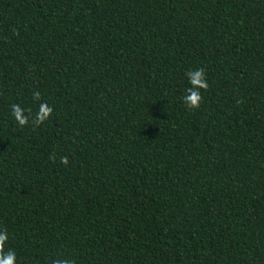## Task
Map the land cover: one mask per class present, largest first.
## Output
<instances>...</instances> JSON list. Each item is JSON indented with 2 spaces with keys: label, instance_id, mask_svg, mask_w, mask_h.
<instances>
[{
  "label": "trees",
  "instance_id": "trees-1",
  "mask_svg": "<svg viewBox=\"0 0 264 264\" xmlns=\"http://www.w3.org/2000/svg\"><path fill=\"white\" fill-rule=\"evenodd\" d=\"M0 230L16 264H264V0H0Z\"/></svg>",
  "mask_w": 264,
  "mask_h": 264
},
{
  "label": "clouds",
  "instance_id": "clouds-1",
  "mask_svg": "<svg viewBox=\"0 0 264 264\" xmlns=\"http://www.w3.org/2000/svg\"><path fill=\"white\" fill-rule=\"evenodd\" d=\"M189 83L196 90L192 95H186L184 99V103L190 108H197L201 103V93L198 89L203 88L207 89L208 84L205 79V73L202 68L195 69L190 71L188 74ZM193 88L187 89V92H192ZM35 98H40V93L35 94ZM23 111L21 107L17 104H13L11 106V115L14 117L15 121L19 124V126L24 127L27 125L28 120L27 117L23 115ZM52 114V108L49 107L46 103H42L39 108V112L37 113L36 123H43L45 120L49 119ZM62 163L67 164V157L62 158ZM11 233L7 230H0V264H16V251L14 249H8L7 252L4 251L5 243L9 241ZM54 264H71L69 260L65 259H57Z\"/></svg>",
  "mask_w": 264,
  "mask_h": 264
}]
</instances>
